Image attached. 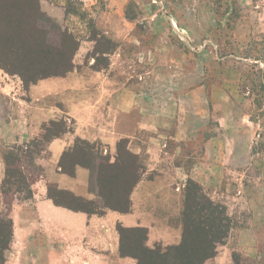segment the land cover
I'll return each instance as SVG.
<instances>
[{"label": "rangeland", "instance_id": "374dc122", "mask_svg": "<svg viewBox=\"0 0 264 264\" xmlns=\"http://www.w3.org/2000/svg\"><path fill=\"white\" fill-rule=\"evenodd\" d=\"M5 3L12 6V13L9 12L12 25L22 11L33 9L35 0H5ZM39 7L49 19L40 25L42 45L58 48L59 34L63 32L76 40L73 71L89 65L95 70L107 69L114 64L118 79L133 84L135 93L151 101V107L162 99L173 103L183 98V105L188 108L187 93L200 88L195 109L203 125L198 128L199 140L204 130L218 132L219 114L223 110L224 122L233 127L242 119L255 124V131L250 128L234 132L237 145L234 164L238 165L234 168L242 169L246 163L242 151L245 144L264 154V0H40ZM5 29L9 31L6 26ZM22 89H26L24 84ZM72 128V122L66 119L49 121L41 126L38 138L14 145L24 151L33 150L34 164L40 169L22 165L24 189L15 190L5 184L3 153L9 150L2 152L0 217L12 221L13 208L32 198L24 199L28 193L32 195V185L44 176L36 159L45 155L47 143L56 138H51L53 132L59 131L57 137H61ZM137 137L133 146L143 150L148 144L155 147L158 144L156 136L142 132ZM173 147L171 141L169 150ZM68 155L66 167L71 170L76 161L83 165L90 160L94 163L89 191L100 207L103 200L98 196L97 179L105 180L112 191L117 183L130 182L138 175L140 180L148 158L147 154L134 153L128 139H121L109 151L100 143L75 138ZM133 162L137 166L134 176ZM252 163L248 170L227 173L231 180L228 185L214 173L213 198L207 197L225 207L230 229L207 264H264V233L254 230L258 217L255 205L259 201L264 203V181L259 183L256 179L258 158ZM147 177L150 179L152 175ZM167 222L171 228L177 227L176 217H168ZM146 232V245L150 249L168 247L170 240L166 234L165 239L158 240V233L150 234L147 229ZM125 234L124 244L134 247L139 242L143 244L134 232ZM4 259V264H29V250L13 245V224Z\"/></svg>", "mask_w": 264, "mask_h": 264}, {"label": "crops", "instance_id": "0c3cea01", "mask_svg": "<svg viewBox=\"0 0 264 264\" xmlns=\"http://www.w3.org/2000/svg\"><path fill=\"white\" fill-rule=\"evenodd\" d=\"M116 69L114 64L101 70L83 66L64 76L40 79L24 91L19 77L0 69V177L4 171L2 152L7 147L38 138L41 126L49 121L66 119L73 124L71 132L47 143L45 155L36 159L44 176L32 185V198L12 210L13 245L29 250V264H137L131 256L120 254L117 227L145 228L150 234L158 233V240L166 234L170 240L167 245H177L182 230L178 218L182 187L188 180L213 198L214 173L228 185L227 173L248 170L258 158L256 179L264 181V154L248 144L242 148L246 163L242 169L234 168L238 166L234 164V132L255 131L254 123L242 119L234 128L224 122L222 110L218 132L204 130L199 140L198 128L203 125L195 109L200 88L187 93L188 108L183 98L173 103L162 99L151 107V101L135 93L133 84L118 79ZM142 132L156 136L157 146L148 144L145 150L133 146ZM75 138L100 143L109 151L121 139H128L134 153L148 155L145 173L130 193L128 212L105 209L100 215H89L58 206L48 197L47 186L54 183L76 197L95 198L89 191L88 168L75 165L72 174H67L58 166ZM255 206L258 217L254 230L264 233V203L259 201ZM168 217L177 218V227L165 223Z\"/></svg>", "mask_w": 264, "mask_h": 264}, {"label": "trees", "instance_id": "16d2710c", "mask_svg": "<svg viewBox=\"0 0 264 264\" xmlns=\"http://www.w3.org/2000/svg\"><path fill=\"white\" fill-rule=\"evenodd\" d=\"M39 1L35 0L33 9L20 13L14 23L9 20V7L5 0H0V69L11 75L17 74L25 88L40 79L64 76L73 71L72 58L77 50L76 40L63 32L59 34L58 48H49L42 45V22L47 19L40 11ZM7 8V9H6ZM8 10V11H7ZM11 19V18H10ZM9 28V31L5 29ZM104 53V52H102ZM59 136V131L53 132L51 138ZM9 150V151H8ZM3 153L5 165L6 185L15 190L26 187L25 177L21 171L22 165L40 170L34 164V151L22 150L14 146ZM68 150L59 161L62 172L72 174V170L66 167ZM75 165H81L91 171L95 165L90 160L86 166L76 161ZM72 167V169H73ZM107 167H110L109 164ZM137 168L136 162L132 163L131 175ZM134 178V177H133ZM139 175L130 182L117 183L112 191L105 180L97 179L98 196L103 200V206L96 205L94 200H86L76 197L70 192L62 191L55 185L47 186L48 197L58 206L86 214H102L105 209L126 213L130 210V193L139 181ZM34 183L33 181L31 184ZM10 191V190H7ZM28 193L24 199H30ZM181 240L177 245L168 246L165 249H150L146 245L147 232L145 228L117 227L120 236V254L131 256L137 264H207V261L215 255L217 244L223 242L230 229L229 217L224 206L212 202L202 191L201 187L192 180L186 182L182 191V211L180 215ZM126 232H134L138 243L137 247L124 244ZM141 235V236H140ZM12 236V221L0 217V264H4V252L8 249Z\"/></svg>", "mask_w": 264, "mask_h": 264}]
</instances>
